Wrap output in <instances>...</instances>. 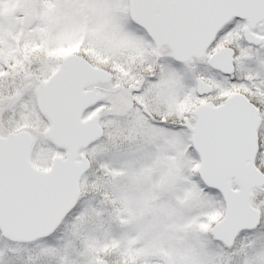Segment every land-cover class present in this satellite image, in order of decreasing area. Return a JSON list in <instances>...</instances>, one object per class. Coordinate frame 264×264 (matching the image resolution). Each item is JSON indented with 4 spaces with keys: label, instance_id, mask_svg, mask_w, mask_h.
<instances>
[{
    "label": "snow or ice",
    "instance_id": "1",
    "mask_svg": "<svg viewBox=\"0 0 264 264\" xmlns=\"http://www.w3.org/2000/svg\"><path fill=\"white\" fill-rule=\"evenodd\" d=\"M0 264H264V0H0Z\"/></svg>",
    "mask_w": 264,
    "mask_h": 264
},
{
    "label": "rangeland",
    "instance_id": "2",
    "mask_svg": "<svg viewBox=\"0 0 264 264\" xmlns=\"http://www.w3.org/2000/svg\"><path fill=\"white\" fill-rule=\"evenodd\" d=\"M70 50L69 49H56L53 53H51L54 56H63L68 54Z\"/></svg>",
    "mask_w": 264,
    "mask_h": 264
}]
</instances>
